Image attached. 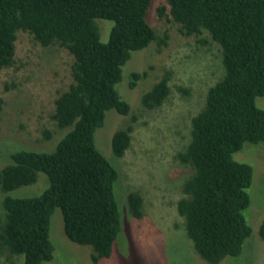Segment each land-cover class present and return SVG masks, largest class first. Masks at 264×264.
I'll return each instance as SVG.
<instances>
[{
    "label": "trees",
    "instance_id": "1",
    "mask_svg": "<svg viewBox=\"0 0 264 264\" xmlns=\"http://www.w3.org/2000/svg\"><path fill=\"white\" fill-rule=\"evenodd\" d=\"M151 1L0 0V69L13 63L19 31L42 47L59 45L73 59L71 83L54 100L50 116L66 131L50 151L8 150L9 162L0 168V249L21 257V264L52 258L49 227L55 209L61 212L66 238L89 245L93 263L112 253L121 230L113 191L118 170L96 148L94 133L103 126L106 111L129 113L115 85L131 53L158 39L147 20ZM164 2L157 10L160 16L171 19L185 36L206 33L220 49L222 75L208 87L202 108L191 118L190 139L174 155L191 169L175 203L185 235L204 262L218 264L238 257L251 234L244 211L250 205L253 170L233 155L244 143L264 142V110L255 105V98L264 97V0ZM97 19L112 22L106 42L99 39ZM144 75L131 71L128 88ZM167 83L165 73L141 95V105L160 106L169 95ZM130 132L127 126L112 134L110 150L116 158L128 148ZM39 172L48 181L39 195L9 194L34 184ZM126 203L131 217L140 219V195L129 193ZM258 234L264 241V216Z\"/></svg>",
    "mask_w": 264,
    "mask_h": 264
},
{
    "label": "rangeland",
    "instance_id": "2",
    "mask_svg": "<svg viewBox=\"0 0 264 264\" xmlns=\"http://www.w3.org/2000/svg\"><path fill=\"white\" fill-rule=\"evenodd\" d=\"M164 4V0H152L147 14L158 39L131 53L121 69L122 79L115 85L129 104L128 115L106 111L103 126L94 133L96 148L118 170L113 191L121 230L112 253L93 263L89 245L66 238L61 212L55 209L49 227L52 258L42 264H207L193 250L185 235L183 218L175 209L183 196L181 184L191 169L174 155L188 143L191 118L202 108L208 87L222 75L220 49L206 33L199 37L183 35L177 24L158 14V7ZM96 23L100 41L106 42L112 22L97 19ZM200 38L207 43H199ZM14 48L13 63L0 69V168L9 162L4 156L8 150L50 151L66 131L58 129L50 116L54 100L71 83L72 56L57 44L42 47L21 31L17 32ZM131 71L145 74L133 89L127 85ZM165 73L169 95L160 106L144 108L141 95ZM255 105L264 110V97L255 98ZM127 126L131 127L128 148L116 158L110 150L112 134ZM233 158L253 170L247 190L250 205L244 211L251 234L238 257H226L218 264H264V241L258 234L264 216V142L244 143ZM47 185L46 176L39 172L34 184L9 194L37 196ZM131 192L142 198V217L138 220L127 209L126 198ZM1 197L0 192V200ZM2 217L0 207V220ZM21 263V257L0 249V264Z\"/></svg>",
    "mask_w": 264,
    "mask_h": 264
}]
</instances>
